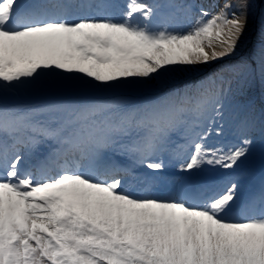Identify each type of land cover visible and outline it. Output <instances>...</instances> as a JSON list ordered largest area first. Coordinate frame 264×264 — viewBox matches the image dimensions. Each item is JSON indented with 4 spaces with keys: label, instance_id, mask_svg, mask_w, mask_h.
I'll return each instance as SVG.
<instances>
[{
    "label": "snow or ice",
    "instance_id": "snow-or-ice-1",
    "mask_svg": "<svg viewBox=\"0 0 264 264\" xmlns=\"http://www.w3.org/2000/svg\"><path fill=\"white\" fill-rule=\"evenodd\" d=\"M249 7L0 0V264H264Z\"/></svg>",
    "mask_w": 264,
    "mask_h": 264
},
{
    "label": "rangeland",
    "instance_id": "rangeland-1",
    "mask_svg": "<svg viewBox=\"0 0 264 264\" xmlns=\"http://www.w3.org/2000/svg\"><path fill=\"white\" fill-rule=\"evenodd\" d=\"M196 2L204 4L205 6H209L214 2V0H196ZM232 2L235 3L236 0H232ZM219 3L222 5L224 3V0H219ZM262 11H264V0H250V7L248 10V26L245 29L243 36L240 38L235 54L231 55L227 59H220L218 62H223L222 64H227L226 62L228 61H221V60L232 59V61H236L241 56L245 55L248 52V50L252 47L253 42L255 41L256 33L261 21ZM215 65L216 63L212 64L211 66L215 67ZM248 91L254 103L257 105V107H259L261 102H264L259 84L257 83L254 86V88L249 89ZM241 99H243V97H241ZM230 143L231 140H228L224 137H216L215 135H213L208 140V144L214 147H227L230 145ZM259 161H260L259 157L256 156V157H250L246 163L248 167L252 169L254 168L256 172H259L260 170V165L258 166ZM174 169L178 171L176 168ZM225 175H228L227 171L220 169L217 175V179H220Z\"/></svg>",
    "mask_w": 264,
    "mask_h": 264
},
{
    "label": "trees",
    "instance_id": "trees-1",
    "mask_svg": "<svg viewBox=\"0 0 264 264\" xmlns=\"http://www.w3.org/2000/svg\"><path fill=\"white\" fill-rule=\"evenodd\" d=\"M221 61H228V62H226V63H229V62H232V59H229V60H221ZM222 64L223 62H216V65H215V67L218 65V64ZM263 97V99H264V96H262ZM262 103V102H261ZM226 139H228V140H231V138H226ZM224 145V144H223ZM260 165V161H259V163H258V166ZM254 169V168H253Z\"/></svg>",
    "mask_w": 264,
    "mask_h": 264
}]
</instances>
